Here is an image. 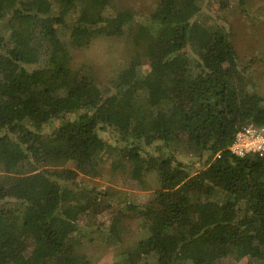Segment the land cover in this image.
Returning <instances> with one entry per match:
<instances>
[{
	"label": "trees",
	"instance_id": "1",
	"mask_svg": "<svg viewBox=\"0 0 264 264\" xmlns=\"http://www.w3.org/2000/svg\"><path fill=\"white\" fill-rule=\"evenodd\" d=\"M113 1L0 0V264H93L84 249L103 231L77 218L87 225L115 195L112 223L146 232L138 264H264V157L229 150L264 124L227 18L254 2L158 0L138 20L130 7L112 15ZM76 33L129 36L135 53L115 77L87 64L70 78L72 51L53 39ZM140 49L160 50L148 75L131 64ZM105 165L154 191L137 203L80 185Z\"/></svg>",
	"mask_w": 264,
	"mask_h": 264
},
{
	"label": "rangeland",
	"instance_id": "2",
	"mask_svg": "<svg viewBox=\"0 0 264 264\" xmlns=\"http://www.w3.org/2000/svg\"><path fill=\"white\" fill-rule=\"evenodd\" d=\"M251 2H254L251 10L252 16L246 17L244 11L236 5L235 1L227 14V18L230 20L239 58L244 64L250 65L249 75L260 94L264 95V0H251ZM157 3L158 0H114L111 4V14L113 15L120 6L130 7L137 14L138 20H146ZM259 7L262 9L261 14L258 13ZM216 9L217 7H211L208 12L214 15ZM201 20L202 17L194 20L195 31L201 32ZM110 31L112 32L113 28ZM53 43L55 51H61L64 48H70L72 51V68L68 74L70 78L83 65L87 64L93 65L99 70L104 79L115 77L120 71L119 68L125 66L135 53L129 36H99L87 43L85 37L76 33L71 38L60 35L54 37ZM158 54H160V50L140 49L139 57H133L131 64L138 66L144 74L148 75L151 73L150 62ZM50 129L51 126L47 130ZM108 167L105 165L102 175L97 177H80L78 179L80 185L94 188L101 195L103 194L100 190H108L109 187L115 188L127 192V198L137 203L145 202L154 191L151 183L140 182L139 185L125 173H113ZM111 200H113V204L118 202V195L112 196ZM113 204L104 203V209L97 216L91 217L87 225H83L85 222L83 216L80 217L81 219L77 218L78 212L73 215L78 222H82V226L88 231L100 226L108 238L103 240L104 233L96 232L94 233L95 241L87 245L84 250L91 256L93 264H111L114 259L122 256V254L127 255L131 263L138 264L140 259L139 240L146 232L138 220L124 222L122 227L112 223L117 212ZM225 264H233V261H226Z\"/></svg>",
	"mask_w": 264,
	"mask_h": 264
},
{
	"label": "built area",
	"instance_id": "3",
	"mask_svg": "<svg viewBox=\"0 0 264 264\" xmlns=\"http://www.w3.org/2000/svg\"><path fill=\"white\" fill-rule=\"evenodd\" d=\"M229 150L240 157L255 154L264 157V124H249L239 129L232 138Z\"/></svg>",
	"mask_w": 264,
	"mask_h": 264
}]
</instances>
